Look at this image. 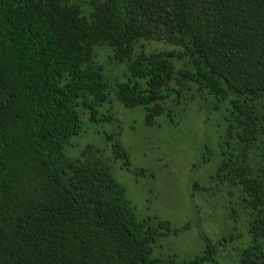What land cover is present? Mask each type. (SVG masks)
Here are the masks:
<instances>
[{"label": "trees", "instance_id": "16d2710c", "mask_svg": "<svg viewBox=\"0 0 264 264\" xmlns=\"http://www.w3.org/2000/svg\"><path fill=\"white\" fill-rule=\"evenodd\" d=\"M140 40L173 49L138 51ZM194 89L221 112L211 180L245 215L238 264H264V0H0V264H218L232 236L201 235L189 262L152 256L178 230L138 220L94 150L62 152L84 113L109 122L99 108L117 102L153 125ZM112 152L128 168L119 141Z\"/></svg>", "mask_w": 264, "mask_h": 264}, {"label": "rangeland", "instance_id": "374dc122", "mask_svg": "<svg viewBox=\"0 0 264 264\" xmlns=\"http://www.w3.org/2000/svg\"><path fill=\"white\" fill-rule=\"evenodd\" d=\"M172 49L154 41L140 40L137 44L138 51ZM107 56L106 50H99L97 62L106 65ZM192 95L194 98L185 101L180 113L172 119L158 117L153 125L146 124L141 108L127 109L117 102L99 108V115H107L110 110L113 119L109 122H90L88 113H84L81 131L69 139L62 152L76 159L86 150H94L111 166L113 178L125 189L138 220H149L151 225L168 222L178 230L160 237L152 256L189 262L204 250L201 235L214 244L232 236L231 241L218 246L216 261L238 264L241 251L248 246L245 215L236 204L235 194L229 196L226 187L211 180L218 162L221 112L208 107L213 98L206 91L194 89ZM115 141L129 156L128 168L123 160L113 157ZM203 158L208 160L202 162ZM194 182L205 190L195 189L191 198Z\"/></svg>", "mask_w": 264, "mask_h": 264}]
</instances>
